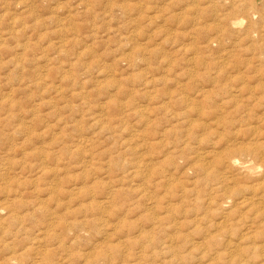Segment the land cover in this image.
<instances>
[{"label":"rangeland","instance_id":"1","mask_svg":"<svg viewBox=\"0 0 264 264\" xmlns=\"http://www.w3.org/2000/svg\"><path fill=\"white\" fill-rule=\"evenodd\" d=\"M263 91L264 0H0V264L258 263Z\"/></svg>","mask_w":264,"mask_h":264},{"label":"bare ground","instance_id":"2","mask_svg":"<svg viewBox=\"0 0 264 264\" xmlns=\"http://www.w3.org/2000/svg\"><path fill=\"white\" fill-rule=\"evenodd\" d=\"M236 1V0H235ZM239 1H243V0H239ZM254 3L256 0H252ZM245 2V0H244ZM250 3H248L249 5ZM245 5V4H244ZM244 7V6H242ZM253 7V5H252ZM250 8V7H249ZM248 8V9H249ZM254 9V7H253ZM244 10V9H243ZM246 11H249V10H246ZM251 11V9H250ZM257 13V12H256ZM248 14V13H247ZM249 15V14H248ZM243 18V17H242ZM222 19V18H221ZM227 19V18H226ZM250 21V20H249ZM252 23V21L250 22ZM254 23V22H253ZM256 24V23H254ZM254 24H252L254 26ZM250 27V25L248 26ZM252 27V26H251ZM254 28H252V31H253ZM243 30V29H242ZM250 31L249 34L252 32ZM255 31V29H254ZM256 33V32H255ZM248 34V33H245V35ZM249 35H247L246 37H248ZM258 48V47H257ZM259 49H263V48H259ZM249 73V72H248ZM238 74V73H237ZM251 78V77H250ZM260 80V79H259ZM261 85V84H260ZM229 87V86H228ZM246 87V86H245ZM244 86L241 87H238L237 89V94L241 93L243 90L247 93V94H250L247 89H245ZM234 87H232L233 89ZM257 89V88H256ZM233 91V90H232ZM223 93V92H221ZM226 93V92H225ZM223 95V94H222ZM217 96V95H216ZM253 96V95H252ZM262 96V99L264 100V91L261 93ZM250 97V96H248ZM247 97V98H248ZM251 98V97H250ZM254 98V97H253ZM260 98V97H259ZM257 102V101H256ZM260 102V101H259ZM223 103V102H222ZM264 103V102H263ZM226 106V105H224ZM261 106V105H260ZM262 107V106H261ZM264 107V106H263ZM237 110V109H236ZM235 110V111H236ZM240 110H241V107H240ZM240 110H237V111H240ZM244 111V110H242ZM248 112V111H247ZM246 112V113H247ZM242 113V112H241ZM253 113V112H252ZM264 113V111H263ZM249 114V113H248ZM237 114L235 113V116ZM240 115V114H239ZM245 115V114H244ZM243 115V117H244ZM246 116V115H245ZM241 117V116H239ZM241 117V119L243 118ZM263 117V116H262ZM261 117V118H262ZM234 119H236L235 117H233ZM246 118V117H245ZM257 118V117H256ZM231 119V118H230ZM240 119V118H239ZM238 120L239 121H241ZM260 119V118H259ZM233 120V119H232ZM248 120V119H247ZM257 120V119H256ZM231 121V120H230ZM225 125H229V122ZM259 121V120H258ZM227 122V121H226ZM232 123L234 121H231ZM237 122V121H235ZM234 122V123H235ZM244 122V121H243ZM264 122V120H263ZM263 122L261 123V120L260 122H256L255 123V126L254 127H251L250 130V139L249 141L252 142L250 145H247L246 144H242L239 143L238 145H235V137H233L231 134L229 136V138L227 139L226 141V146H227V152H226V156L224 157L223 160H225V167L227 170L229 171H233L234 168H237L239 169L238 171H240V174L242 175L243 177V181L244 182V185L236 190V192L233 190V188L231 189H226V190H229V193L227 195V199H228V202L227 203H230L233 199V197H238L237 198V202L235 203V205H238L240 208H246V212H253L255 210V212L252 213V217L250 218L251 220L248 221V224H247V228H255L253 233H256L254 235H256V237L254 236V238H250L251 236L249 235H246V234H242L240 235V239L241 241H246V240H250V239H254L258 242H255L256 244H259V245H253V247L250 248V252H254L252 257L248 256L249 258H251L252 260H256L258 263H255L256 264H264V142L261 141L259 142L260 140H264V132L261 131V129L264 128L263 126ZM232 123L230 124L231 126ZM233 123V124H234ZM240 123V122H239ZM238 123V124H239ZM247 123V122H246ZM245 124V123H244ZM240 125V124H239ZM254 125V124H253ZM237 126V125H236ZM243 126V124H242ZM187 127V126H186ZM230 128V126H229ZM229 128L227 127L228 131H229ZM257 128H260V129H257ZM231 129V128H230ZM247 129V128H246ZM232 130V129H231ZM240 131V128L239 130ZM248 132V131H247ZM228 133V132H227ZM226 133V134H227ZM230 133V132H229ZM228 133V134H229ZM239 133V132H238ZM235 135V133H233ZM240 134V133H239ZM236 136V135H235ZM243 139V138H242ZM239 142V141H238ZM243 145H247L248 147L246 146H243ZM243 146V147H242ZM226 148V147H225ZM220 154V153H219ZM220 159V158H219ZM225 169V170H226ZM237 174V173H236ZM239 176V175H238ZM234 177H230L228 179H231L233 180ZM239 180V179H238ZM247 181V182H246ZM227 186V185H226ZM230 187V186H228ZM227 187V188H228ZM235 189V188H234ZM225 193V192H224ZM235 199V198H234ZM254 206H257V207H254ZM232 210V209H230ZM245 210V209H244ZM241 212V211H240ZM247 216V215H246ZM225 217V216H224ZM234 217V216H233ZM239 217V216H238ZM237 217V218H238ZM244 220V217L241 216V219L239 217V222L238 223H243L242 221ZM237 221V220H236ZM235 221V222H236ZM229 222V221H228ZM224 225V224H223ZM231 225V224H230ZM238 225V224H237ZM240 225V224H239ZM244 225V223H243ZM231 227V226H230ZM236 228V226H233ZM239 227V226H238ZM241 227H243L241 225ZM246 227V225L244 226ZM245 230V229H244ZM250 233V231H249ZM252 233V232H251ZM231 234V233H230ZM241 234V233H240ZM249 244V243H248ZM251 244V243H250ZM171 245V244H170ZM214 245V244H213ZM246 245V244H245ZM248 246V245H247ZM228 247V246H227ZM246 248V246H245ZM244 248V249H245ZM249 249V247H248ZM228 250V249H227ZM230 251V250H229ZM238 251V247L235 246H231V252L234 254V252H237ZM242 251V250H241ZM246 251V250H244ZM230 252V253H231ZM249 252V251H248ZM240 253V252H239ZM250 253V254H252ZM232 254V255H233ZM240 255V254H239ZM243 256V255H242ZM233 257V256H232ZM238 259V258H237ZM243 259V258H242ZM241 259V260H242ZM250 259V260H251ZM247 260H249L247 258ZM251 260V261H252ZM236 261V260H235ZM239 262H241L239 260ZM238 262V263H239ZM252 263V262H249V264ZM236 264V263H235ZM240 264V263H239Z\"/></svg>","mask_w":264,"mask_h":264}]
</instances>
